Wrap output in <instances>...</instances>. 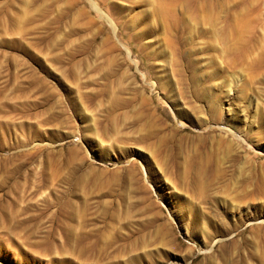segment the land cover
<instances>
[{"label":"rangeland","instance_id":"obj_1","mask_svg":"<svg viewBox=\"0 0 264 264\" xmlns=\"http://www.w3.org/2000/svg\"><path fill=\"white\" fill-rule=\"evenodd\" d=\"M0 264H264V0H0Z\"/></svg>","mask_w":264,"mask_h":264}]
</instances>
